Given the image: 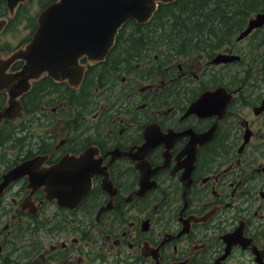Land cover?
I'll use <instances>...</instances> for the list:
<instances>
[{
    "label": "flooded vegetation",
    "instance_id": "1",
    "mask_svg": "<svg viewBox=\"0 0 264 264\" xmlns=\"http://www.w3.org/2000/svg\"><path fill=\"white\" fill-rule=\"evenodd\" d=\"M183 1L67 79L0 65V264H264V0Z\"/></svg>",
    "mask_w": 264,
    "mask_h": 264
},
{
    "label": "water",
    "instance_id": "2",
    "mask_svg": "<svg viewBox=\"0 0 264 264\" xmlns=\"http://www.w3.org/2000/svg\"><path fill=\"white\" fill-rule=\"evenodd\" d=\"M27 0H4L5 16H0V32L13 18L18 4ZM173 0H54L36 15L35 30L30 41L0 57L7 68L22 60L19 71L9 74L4 88L17 91L26 88L27 81L44 72L54 80L71 76L77 59L100 60L112 44L113 35L126 19L144 23L155 9L156 2ZM14 81V82H12Z\"/></svg>",
    "mask_w": 264,
    "mask_h": 264
},
{
    "label": "rangeland",
    "instance_id": "3",
    "mask_svg": "<svg viewBox=\"0 0 264 264\" xmlns=\"http://www.w3.org/2000/svg\"><path fill=\"white\" fill-rule=\"evenodd\" d=\"M49 0H27L24 4H19L15 13V18L10 22L11 27L6 33H2L1 40L5 41L8 47L14 46L18 40L27 37L30 32L29 26L35 20V15L40 11ZM184 11V10H183ZM183 12L181 13V15ZM5 14H3L4 16ZM167 25V24H166ZM172 27H169L171 29ZM167 29V27H166Z\"/></svg>",
    "mask_w": 264,
    "mask_h": 264
},
{
    "label": "trees",
    "instance_id": "4",
    "mask_svg": "<svg viewBox=\"0 0 264 264\" xmlns=\"http://www.w3.org/2000/svg\"><path fill=\"white\" fill-rule=\"evenodd\" d=\"M51 1V0H49ZM47 1V2H49ZM46 2V3H47ZM183 10H186V5L185 2L183 1L180 5L175 6L173 3H170V5L168 6H159L158 8V12L161 11L162 13H164V16H166V19H168V17H170L171 20L174 21V26L173 28L169 29V27L166 29V33L164 34H168L171 35V33H177V34H188V15L186 14L185 17L183 18V15L181 16V13L183 12ZM155 13V14H158ZM3 14H5V6H4V0H0V16H2ZM156 16V15H155ZM160 16L153 18V21L158 20ZM171 20H169L168 22H165V25L170 23Z\"/></svg>",
    "mask_w": 264,
    "mask_h": 264
}]
</instances>
